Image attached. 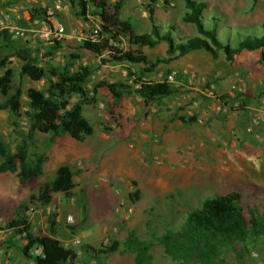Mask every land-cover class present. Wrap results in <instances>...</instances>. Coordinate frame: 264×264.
<instances>
[{"label":"rangeland","instance_id":"374dc122","mask_svg":"<svg viewBox=\"0 0 264 264\" xmlns=\"http://www.w3.org/2000/svg\"><path fill=\"white\" fill-rule=\"evenodd\" d=\"M60 1L64 4L68 3V0ZM153 1L152 4L151 0H140L139 5L132 6L124 13L122 9L121 19H125L126 14L130 17V13H134L137 8L139 11H146L148 6L153 5L159 20L161 19L164 23L170 22L173 27L179 25L181 30L178 31L181 34L177 35V31L176 35L170 34L175 41L195 34L193 25L181 21V17L186 12L183 0ZM49 2L50 0H4L2 3L22 5V10L29 12V19L28 24L25 23L21 28L39 29V26L32 24L33 19L41 18L42 9ZM2 3L0 8L3 7ZM207 5L209 10L203 11V14L217 17L222 24L230 25L229 22L232 19L240 20L241 18L248 22L245 30L232 29L229 32L221 27L218 34L221 43L234 47L245 36L259 37L261 35L259 24L264 22V0H209ZM63 16H56V20L60 21L62 26L63 23L68 26L64 29L66 33H69L75 25L76 38L86 35L93 25L91 14L81 17L78 15L77 7L71 11L68 18L63 19ZM127 21L135 34H143L136 28L133 17L128 18ZM209 22L204 17L203 26L208 28ZM85 23L87 26H84ZM158 25L160 33L170 32L169 25L163 23ZM7 39L6 42L0 40V61L3 65L0 67V74L4 68L13 72L9 94L14 93L16 89L19 90L23 111L29 110L25 97L26 89L44 91L47 82L51 80L50 71L59 70L66 64H70V72L81 68L90 72L83 88L92 101L82 106V116L92 127L93 135L89 140H94L98 144L102 135H107L111 139L116 136L117 131H121L120 123L123 117L125 122L130 124L134 122L132 120L134 114L140 113L138 119L143 114L145 119L146 115L152 113H150V105L145 107L142 100L135 101L134 94L124 96L119 107H115L105 88H98L95 93H92L95 84L101 81L117 82L133 89L134 81L137 79L158 82L166 74L174 72L176 80L181 85L173 87L175 93L168 97L165 103L159 104L158 101L155 105H159L167 112L165 115L167 120H161L163 126L168 125V131L172 133L171 137L172 135L180 136L184 143L174 152L154 150L140 154L141 161L134 159L137 164L136 180L125 178L124 183L118 184L113 179L115 172L119 170L123 174V171L128 169V162H121L120 166L114 165L113 168L107 166L109 163L102 167L99 176L103 181L97 184V188L108 190L109 195L89 191L88 188L92 186V183L89 184L88 180L76 173L73 178L74 188L71 198L66 199L61 194H52L48 204L41 205L37 200L29 201V197H35L37 189L48 183V177L43 175L34 180L21 182L12 174L0 173V264H34L33 260L26 259L22 253L26 242L12 240V234L7 233L5 229L11 220L24 219L28 222L29 208H32L34 212L38 211L41 220V223L36 221L32 227H29L32 235L53 234L57 236L62 246L63 242L70 238L80 240V255L74 261L65 264H133V254L124 251L122 245L129 234L139 241L151 244L148 250L150 264H197L180 263L167 257L159 244V238L166 231H179L186 214L199 207L203 200L233 191L240 195V206L244 214L248 217L247 213L250 212L253 216H257L262 229H260V235L246 244L245 249H240L239 246L235 250L230 247H219L218 260L214 264H264V190L260 191V142L264 136L262 126L264 64L254 62L252 57L257 55L256 52L251 55L246 54V57L236 65L231 62L232 60L227 61L221 55L212 58L206 53H193L187 57L167 59L169 57L164 45L155 46L153 49L142 48V54L151 63L155 59L168 60L155 64L151 72L145 73L143 65L102 64L100 59L94 58L91 54L74 50L73 42H77L76 39H71L73 41L69 44H63L57 52L49 51V44L37 36L21 40L12 39L7 34ZM17 50H25L29 57L34 59L33 66L44 70L43 79L32 82L19 76L20 61L13 55ZM261 53H264V49L260 51ZM75 55L77 59L71 60L70 56ZM186 62L195 64L196 67H208L213 72L217 71L221 79L220 93L214 88L216 84H219L216 82L219 77L209 80L208 78L211 77L209 74L203 75L204 81H199L197 85L195 106L192 107V102H187L185 99L189 93L187 88L192 87L187 80L189 76H192L191 80H198L199 76L196 73L198 71L189 68L178 76V71L170 68L174 64ZM127 72H130L132 76L128 77ZM251 77L260 81V84L257 85L256 79L253 80ZM253 85L256 87L251 89ZM77 98L72 96L71 102ZM176 99L179 101L178 106L174 105L177 103ZM251 100L255 103L253 106L255 111L247 114L245 102ZM3 101L4 98L0 95V105ZM214 104L220 108L218 113L221 115L215 114ZM131 110L133 112L129 114ZM219 116L220 118H217ZM178 118L190 122L181 123ZM241 123L244 125L240 126ZM27 127L28 121L24 116L15 119L7 109L0 110V142L6 145L10 153H14L20 145ZM229 127H231L230 131H226L227 134L233 132L229 136L235 141L234 149L242 147L243 143L235 137L240 133L247 136V142L251 147L257 146L258 155L255 158V166H245L239 160V156H236L234 152L236 149L231 152L230 147L219 142L217 131L229 129ZM192 134H199L200 141L193 143L190 140ZM212 138L213 141H211ZM154 139V145L159 143V140ZM33 145L32 142L26 145V151L30 157L34 155ZM231 156L232 161H229L227 157ZM135 192H137L136 197L133 196ZM56 215L61 217L59 223L55 221ZM67 215L71 218L70 221L65 220ZM50 216L52 218L49 220ZM2 229L4 231H1ZM112 243H116V248L108 252L106 248H109Z\"/></svg>","mask_w":264,"mask_h":264},{"label":"trees","instance_id":"16d2710c","mask_svg":"<svg viewBox=\"0 0 264 264\" xmlns=\"http://www.w3.org/2000/svg\"><path fill=\"white\" fill-rule=\"evenodd\" d=\"M71 1L77 7L79 16L84 17L91 14L99 21L96 39L79 41L73 45V48L76 51H85L99 57L102 64L143 65L145 67L143 71L149 73L155 64L168 60L155 59L151 63L140 49L143 47L152 48L160 42L166 45V54L169 57L167 59L201 50L212 58L221 52L224 58L230 61L234 55L242 51L251 52L264 49V23L259 26L261 31L259 37L245 36L234 47H230L227 43H221L216 34L218 26L215 20L210 19L208 28L203 26L204 17L201 16V13L206 8L204 2L183 0L186 12L181 17V21L194 25L198 36L176 39L175 41L170 35L175 32L172 25L168 27L170 32L160 33L158 23L154 22L153 5L148 6L146 10L150 32L135 34L130 23L119 17L124 0ZM151 1L153 4L154 1ZM206 21L209 20L206 19ZM0 40L8 41L5 30L0 32ZM48 44L49 51H57L62 48L58 41L53 40ZM13 55L20 61L19 76L32 82L44 78V70L33 66L34 59L30 58L25 50H17ZM261 55L264 60V53ZM70 59L75 60L77 56H70ZM2 66L0 61V67ZM70 67V64H66L59 70L50 71L51 80L47 82L44 91L33 88L26 89L28 111L22 109L18 89L9 94L13 72L8 68L1 72L0 95L4 101L0 105V110L7 109L15 119L24 116L28 121V127L14 153H10L6 145L0 142V173L12 174L21 182L35 179L41 174L45 157L39 154L30 157L26 151V145L30 142L34 132L50 137L68 136L77 142H82L92 134V127L82 116V106L92 101L83 88L90 72L85 68L70 72ZM126 75L132 76L130 72H127ZM134 86L135 88L130 89L123 83L101 81L93 86L92 93H95L98 88H105L115 107H119L122 98L130 94L139 97L147 106L149 103L168 98L175 93L174 88L163 81L151 82L137 79L134 81ZM72 96L78 98L71 102ZM178 120L181 123L190 122L182 118H178ZM73 175V172L68 168L59 167L54 178L40 186L35 197L30 196L29 201L37 200L41 205H47L51 195L56 193L66 199L71 198L74 188ZM136 193L133 194L134 197H136ZM247 214L248 217L240 206V195L234 191L203 200L199 207L186 214L182 228L175 232H164L159 238V244L162 246L163 253L174 261L214 264L218 260L219 247H230L235 250L239 246L240 249H245L249 241L260 235L262 225L259 218L250 212ZM51 218L52 216L49 220ZM50 224L52 225L51 221ZM5 229L24 233L26 245L22 253L26 259L33 260L34 264H65L76 258L71 250L62 247L53 234L32 235L29 225L24 219L11 220ZM35 245L40 247L41 258H32L28 255L29 249ZM122 245L124 251L133 254V264H150L151 258L148 254L150 243L139 241L129 234ZM115 248L116 243H112L106 250L111 252ZM87 249L90 250L88 247Z\"/></svg>","mask_w":264,"mask_h":264},{"label":"crops","instance_id":"0c3cea01","mask_svg":"<svg viewBox=\"0 0 264 264\" xmlns=\"http://www.w3.org/2000/svg\"><path fill=\"white\" fill-rule=\"evenodd\" d=\"M128 1L129 0L123 1L122 7L120 10L121 12H122V9L124 13L125 11H129L132 6H137L140 4V0H130V2ZM195 1L204 2L206 4V8L203 11L207 12V10H209V6L207 5V2L209 0H195ZM2 2L4 3V0H0V3ZM50 2L44 7H47L50 4ZM71 2H72L71 0H68V3L65 4L66 11L59 14V15H64L63 19L68 18L69 14H71V11L75 9L74 2H72V5H71ZM126 2H128V5L126 4L125 6ZM203 11L201 13L202 17H205L209 21L210 19L211 20L213 19L216 21L217 26H218L216 29L217 35L220 33L221 27H224L229 32H231L232 29L245 30L246 29L245 27L248 26V22L244 18H241L240 20L232 19L231 22H229L230 25H225V24H222L220 22V19H218L217 17H214L212 15L210 16L204 15ZM5 13L8 14L7 18L4 16ZM119 17H120V13H119ZM130 17L134 18L136 22V28L139 30V32H143V34H148L150 32V24L147 19V12L145 10L139 11V9L137 8L134 13H130ZM130 17L128 14H126L125 19H122V20H128V18ZM153 18H154L155 23H161V24L163 23L166 25L167 24L172 25L170 22L164 23L161 21V19L159 20L156 14L155 8L153 10ZM28 19H29V12L26 10H22V5L20 4H3V7L0 8V28H3V26L6 24H12L15 27H24L22 25H24L25 23L28 24ZM60 24L62 25V23ZM186 24L192 25L189 23H186ZM79 26H81L80 23H79ZM84 26H87V23H85ZM63 27H65L64 29L68 28V26H66L64 23H63ZM75 28L76 26L74 25V27L72 28L71 31H69V33L68 32L66 33V30H64L66 35L58 42H60L61 45H63V44L71 43L73 41L71 39H76L77 41V39L79 38L75 37V33H76ZM173 28L175 30L173 34L176 35V31L178 33L177 35L181 34L178 31V30H181L179 25L178 26L176 25V27H173ZM1 31H3V29ZM7 34L10 35V38L13 39L9 31H6V36ZM194 36H198L196 33V29H195V34H193L192 37ZM77 42H73V44L75 45ZM159 45H164L166 49L165 43L160 42L156 44L155 46H159ZM154 47L149 48V49H153ZM255 52L257 53V55L255 54V56L252 57L254 59V62H257V63L259 62L261 64H264V60L261 58L262 55L260 54V50L251 51V52L242 51L238 53L237 55H234L231 59L232 60L231 62L237 65L240 63L241 59H244L246 57L245 56L246 54L251 55ZM193 53H206V52L201 51V50H195V51L188 52L187 54L183 56L187 57ZM206 54L209 55L208 53ZM217 55H221L224 58V55L221 52H218ZM94 58L100 59L99 57H95V56ZM241 65L244 67L243 63ZM170 68L174 69L176 72L178 71L177 75L180 73L181 74L185 73L186 69H189V68L192 70L198 71L196 72L199 76L198 80H191L192 76H189L187 80V83L191 84L192 87L187 88L189 90V93L186 95L185 99L187 102H190V101L192 102V107L195 106L194 97L196 96V93L198 92L197 85H199V81L201 82L204 81L203 75L206 76L209 74V77L211 76L210 78H208L209 80L210 79L214 80L216 77H219L216 79V82H219V84L218 85L216 84L214 88L216 89V91L218 92L220 91V88H221L220 80L221 79L217 71L213 72L208 67H202V66L196 67L195 64H191L187 62L183 64H174ZM122 75H124V72H122ZM221 75H224V74L221 73ZM246 79H248V77H246ZM251 79L253 78L251 77ZM256 84L257 85L260 84V81H257V79H256ZM255 87L256 86L253 85L251 89H254ZM134 99L135 101H139L140 98L135 96ZM166 100H168V98L160 99L159 104L165 103ZM176 100H177V103H175L174 105L178 106L179 101L178 99ZM157 102L148 104L150 105V113L154 115L152 114L146 115L144 119L143 118L144 116L142 114L141 117L138 119L140 113H136L133 115V118H132L134 122H131L130 124H127L125 122L126 121L125 118L123 117L120 123L121 131H117L116 136H114V138H111V139H109L107 135H102L99 138L100 140H98L100 141L99 144L96 143L94 140H89V138L93 135V132L89 137H86L82 142L74 141L68 136L50 137L49 135H46V134H39L37 132H34L30 140V142L34 144L33 145L35 149L34 154L43 155L45 157V160L43 161L42 168H41V174L37 178L43 177L44 175V177L46 178L48 177V182H50L54 178L55 172L57 171L59 167H66L74 174L72 177V181H73V178L75 177V174L78 173L81 176H83L85 180H88L89 184L92 183V186H89L88 188L89 191L109 195L108 190L97 188L98 186L97 184L103 181V179H101L99 176V174L101 173V168L102 167L104 168L108 163L109 165L107 166H111L113 168L114 165L120 166L121 162H124V163L128 162L129 164L128 169L123 171V174H121L120 171L118 170L113 175V179L116 180V183L118 184L124 183L123 179L125 178L136 180V177H138L135 171L137 164L134 162V159L141 161L139 157L140 154L148 153L154 150H160L163 152L165 151L174 152V150L177 147L181 146L184 143L182 141L183 140L182 137L180 136L172 135L171 137L170 134L172 133H169L168 127H167L168 125L163 126L161 119L167 120L165 116L167 115V112L164 110V108H161L159 105H155ZM245 103H246V110L248 111V113L247 112L246 113L252 114V112L255 111V109L253 108L255 103L252 102V100L247 101ZM148 105L145 107H149ZM151 106H153L155 109H151L152 108ZM167 107L169 108L170 106H167ZM213 107L215 108L214 110L215 114L221 115V113L220 114L218 113L220 110L218 105L216 104L215 106L214 104ZM158 108H161V109L158 110ZM221 111L223 112L224 110H221ZM131 112L133 111L131 110L129 114H131ZM158 118L160 119L158 120ZM217 118H220V116ZM239 125L242 126L244 124L241 123ZM230 128L231 127H229V129L225 128V130L220 129L219 131H217V137H218V140H220L219 142H223L222 144H226L228 147H230L229 149L231 150V152L236 149L234 152L237 155L236 154L235 155L239 156L238 158L239 160L242 161V164L248 167H251L253 165L255 166V158L258 155V151H256L257 146L253 145L254 147H251V145H249L247 142V136L243 133L242 134L240 133V134H236L235 137H238V141L243 143L241 144L242 147L241 149H237V148L234 149L233 147H234L235 141L232 140L231 136H229L233 132L231 131L227 134V131H230ZM154 138L159 140V143L154 145V142H155ZM190 140H192L193 143H196L200 141V135L192 134L190 135ZM214 141L216 140L214 139ZM227 158L229 159V161H232V156L227 157ZM261 190H264V136L263 138H261V142H260V191ZM66 217H69V216L67 215ZM60 218L61 217L59 215H56L55 221L59 223ZM27 221H28L27 223L29 227H32L33 226L32 224L36 223V221H38L37 223H41L38 211L33 212V214H31L27 218ZM55 238L59 241L57 236H55Z\"/></svg>","mask_w":264,"mask_h":264},{"label":"built area","instance_id":"2783aa9c","mask_svg":"<svg viewBox=\"0 0 264 264\" xmlns=\"http://www.w3.org/2000/svg\"><path fill=\"white\" fill-rule=\"evenodd\" d=\"M66 11V6L63 2L60 0H51L50 4L47 7H44L42 9V16L41 18H34L32 24L35 26H39V29H31V28H21V27H15L12 24H6L3 26V30L9 31L11 34V37L15 39H21L25 40L27 38H33L35 36L39 37L41 40L49 43L51 41H59L61 40L65 35V31L63 26L56 20V16ZM8 14H4V16L7 18ZM87 17V15H85ZM91 20L93 21V25L88 31V33L84 36L79 37L77 41H83V40H95L97 37V32L99 30V21L98 18L95 16H91ZM164 83L172 86V87H178L180 86V82L176 80V75L174 72H170L166 74L162 78ZM260 112V111H259ZM264 114V112H263ZM262 126L264 127V121L262 122ZM213 141V138L211 139ZM129 212V210H126ZM29 214H33V209H28ZM66 221H70V217L65 218ZM1 231H4L3 229ZM7 233L12 234V240H21L23 242H26L24 239V233L15 232V230H7ZM105 242V241H104ZM63 248L71 250L75 257L80 255L79 249L81 247L80 240L78 238H70L68 240H65L63 242ZM28 255L32 258H41V250L39 246H33L29 249Z\"/></svg>","mask_w":264,"mask_h":264}]
</instances>
